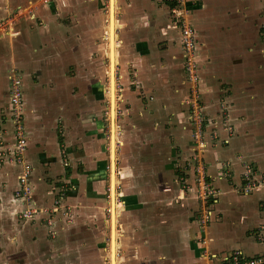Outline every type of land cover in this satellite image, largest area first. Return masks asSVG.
<instances>
[{
	"label": "crops",
	"instance_id": "obj_1",
	"mask_svg": "<svg viewBox=\"0 0 264 264\" xmlns=\"http://www.w3.org/2000/svg\"><path fill=\"white\" fill-rule=\"evenodd\" d=\"M33 1L7 2L16 10ZM116 2L113 121L98 65L106 55L98 43L100 7L79 4L83 16L72 23L59 18L54 10L62 2L53 0L0 33V137L13 139L8 72L16 68L23 164L37 209L31 218L18 217L24 204L15 191L23 168L0 162V264H109L113 169L117 264H219L209 254L263 253L264 0H184L205 131L213 135L203 150L206 174L219 190L203 230L189 166L194 145L184 51L171 20L175 1L118 0L117 9ZM248 163L262 179L243 193L236 186ZM224 164L230 177L222 175Z\"/></svg>",
	"mask_w": 264,
	"mask_h": 264
},
{
	"label": "built area",
	"instance_id": "obj_2",
	"mask_svg": "<svg viewBox=\"0 0 264 264\" xmlns=\"http://www.w3.org/2000/svg\"><path fill=\"white\" fill-rule=\"evenodd\" d=\"M47 2V0H43ZM175 5L171 8V20L179 28V39L182 50L184 51L183 68L185 77L188 81V91L184 102L189 109V123L191 128V137L194 150L190 157L189 166L193 170V192L198 200L199 224L203 230L211 218L210 204L215 200L219 193L218 188L208 179L206 174L205 158L203 150L207 144V137L213 140V135L205 131V104L200 99V86L198 70V58L196 52V41L194 31L191 25L185 19L184 0H174ZM13 25V22L10 21ZM10 25V26H11ZM4 29V28H3ZM8 31V28L7 30ZM8 88L10 102L11 132L13 139L7 141L0 137V162L8 164H21L22 171L17 175L16 198L24 204V208L19 211L18 217L31 218L36 214L37 209L30 203V168L24 165V152L26 150V137L23 124V106H22V81L20 72L12 68L8 72ZM222 175L230 177L231 171L224 164ZM262 178L257 177V170L250 163L244 164L240 176V182L236 189L248 193L258 186ZM109 189V188H108ZM203 239V238H202ZM206 242V240H202ZM209 258L219 260V264H264V252L254 255H248L240 248H233L224 255L217 256L209 254Z\"/></svg>",
	"mask_w": 264,
	"mask_h": 264
},
{
	"label": "rangeland",
	"instance_id": "obj_3",
	"mask_svg": "<svg viewBox=\"0 0 264 264\" xmlns=\"http://www.w3.org/2000/svg\"><path fill=\"white\" fill-rule=\"evenodd\" d=\"M8 0H1V3H0V8L2 9V14H5L4 10L8 11L7 15L3 16L2 19H0V33L2 32H5V30H9V28L11 27L12 28V25L10 24V21H12L13 23H16L17 20H20L19 22H21V20H23L25 17H27V15H30L31 11L30 9H32L33 7L35 6H38V5H42V4H50V2H52L53 0H47V2H44L43 0H34L32 3H31V6H24L20 9H14V10H10V8L12 9V7L8 4L7 2ZM61 5L60 7H56V9L54 10L56 13H58V16H60L59 18L63 17L64 15L67 17L68 20H70L72 23H77V18H82L83 14L80 13V11L77 9L78 5L80 4L81 6L84 4V3H90V2H93L96 6L100 7V12L101 15H102V25H101V31H100V34H101V38L100 40H98V43H103L104 42V46H105V49H103V54L105 55V50H106V43H107V37L106 35L104 34V30H105V27L107 25V11H108V0H60ZM118 0L116 2V9H117V6H118ZM119 7V6H118ZM11 25V26H10ZM4 28V29H3ZM103 62H101V64H98V65H101L100 68L101 70L103 71L104 75L106 76L105 77V85L107 86V83H108V76H107V73L105 72L106 71V68H107V65H108V59L105 56H103ZM72 67V66H71ZM117 81V80H116ZM107 88H105V91L107 93ZM117 85L115 87V93H116V90H117ZM102 106H103V112H104V117L107 118L109 117V103H108V98H107V95H104V97L102 98ZM105 122V129L106 131L108 130L109 132V129H108V119H106ZM107 136L109 137V135H106V138ZM107 142L108 141V138H107ZM119 187H120V190H121V184L120 186H118V183H117V191L116 192H119ZM106 188H109V183L107 185ZM107 192H109V189H107ZM117 199V198H116ZM118 203V202H117ZM106 217L108 219V211L106 212ZM105 264H108L107 261Z\"/></svg>",
	"mask_w": 264,
	"mask_h": 264
},
{
	"label": "bare ground",
	"instance_id": "obj_4",
	"mask_svg": "<svg viewBox=\"0 0 264 264\" xmlns=\"http://www.w3.org/2000/svg\"><path fill=\"white\" fill-rule=\"evenodd\" d=\"M112 9V16L110 18V11ZM108 10H109V15H107V25L105 28V34L107 37V49L105 51L106 56L109 59L107 68H106V73L107 76L110 78L109 82H108V96L110 99V116L111 119L113 121L114 118V109H115V79H114V65L117 61V45L115 43V36H114V27L115 24L117 22L114 21V17H113V10H114V0H109V6H108ZM108 14V13H107ZM111 130L114 131V126H111ZM114 133L112 136V145L114 148ZM113 152V151H112ZM113 154V153H110ZM115 172L114 169L111 171V187H110V195H111V200H110V207H109V212H110V217L112 220V230L110 231V236H111V241L109 242V264H117L116 260H115V248L117 246L116 242H115V238L117 236V232L115 229V217H116V207L118 204H116L115 200H114V193H115ZM110 220V221H111ZM109 221V224H110ZM110 229V228H109Z\"/></svg>",
	"mask_w": 264,
	"mask_h": 264
},
{
	"label": "water",
	"instance_id": "obj_5",
	"mask_svg": "<svg viewBox=\"0 0 264 264\" xmlns=\"http://www.w3.org/2000/svg\"><path fill=\"white\" fill-rule=\"evenodd\" d=\"M111 9V8H110ZM112 16V9L110 11V18ZM113 16H114V10H113ZM112 131V130H111ZM111 140H112V132H111ZM111 223H112V220H111ZM111 230H112V224H111Z\"/></svg>",
	"mask_w": 264,
	"mask_h": 264
}]
</instances>
